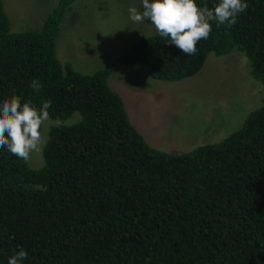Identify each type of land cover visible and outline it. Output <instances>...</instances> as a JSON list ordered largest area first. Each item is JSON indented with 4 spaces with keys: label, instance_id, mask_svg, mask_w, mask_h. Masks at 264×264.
<instances>
[{
    "label": "trees",
    "instance_id": "trees-1",
    "mask_svg": "<svg viewBox=\"0 0 264 264\" xmlns=\"http://www.w3.org/2000/svg\"><path fill=\"white\" fill-rule=\"evenodd\" d=\"M72 2L60 0L41 30L12 32L0 0V104L16 95L39 108L50 99L52 119L81 116L52 125L39 168L0 148V264L21 248L24 264H264V94L219 142L154 148L109 85L110 68L84 74L58 59ZM246 2L231 28L210 22L195 55L156 31L117 61L178 81L197 74L210 53L239 50L264 88V0Z\"/></svg>",
    "mask_w": 264,
    "mask_h": 264
},
{
    "label": "rangeland",
    "instance_id": "rangeland-1",
    "mask_svg": "<svg viewBox=\"0 0 264 264\" xmlns=\"http://www.w3.org/2000/svg\"><path fill=\"white\" fill-rule=\"evenodd\" d=\"M2 1L11 31L22 32L41 30L60 0ZM141 3L73 0L60 23L58 59L84 74L110 68L109 85L121 96L132 125L154 148L186 152L225 139L262 104L263 84L253 76L247 56L239 50L210 53L197 74L178 81L154 79L141 63L122 64L118 57L141 37L156 33L147 21H131L129 7L141 9ZM80 117L75 112L62 122L71 124ZM52 125H48V138ZM43 149L27 160L31 168L44 164Z\"/></svg>",
    "mask_w": 264,
    "mask_h": 264
},
{
    "label": "clouds",
    "instance_id": "clouds-1",
    "mask_svg": "<svg viewBox=\"0 0 264 264\" xmlns=\"http://www.w3.org/2000/svg\"><path fill=\"white\" fill-rule=\"evenodd\" d=\"M248 8L246 0H219L212 8L207 3L203 6L197 0H142V10L136 6L128 9L134 23L146 20L154 25L158 34L167 43L176 45L188 56L197 53V44L207 39L212 32V24L231 28L238 16ZM30 87L39 91L42 84L38 79L31 81ZM22 97L12 95L0 104V148L22 160H29L32 153L42 151L46 145L48 125L60 127L62 121H53L49 109L50 99L37 108L31 100L22 102ZM28 253L21 248L8 258V264H24Z\"/></svg>",
    "mask_w": 264,
    "mask_h": 264
}]
</instances>
